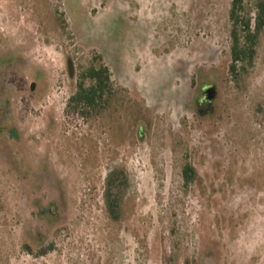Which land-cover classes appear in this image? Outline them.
Masks as SVG:
<instances>
[{
	"label": "rangeland",
	"instance_id": "rangeland-1",
	"mask_svg": "<svg viewBox=\"0 0 264 264\" xmlns=\"http://www.w3.org/2000/svg\"><path fill=\"white\" fill-rule=\"evenodd\" d=\"M230 3L0 0V264H264L245 246L264 234V34L235 84ZM95 55L116 93L83 121L65 106Z\"/></svg>",
	"mask_w": 264,
	"mask_h": 264
},
{
	"label": "trees",
	"instance_id": "trees-1",
	"mask_svg": "<svg viewBox=\"0 0 264 264\" xmlns=\"http://www.w3.org/2000/svg\"><path fill=\"white\" fill-rule=\"evenodd\" d=\"M229 54L228 73L235 84H239L253 67L261 36L264 34V0H256L253 13L245 6L244 0H231L228 11ZM96 65H90L78 74L75 91L68 98L65 112L74 113L86 121L100 115L107 109L116 91L111 83V74L99 55ZM184 186L196 179V171L189 163L181 169ZM129 188V178L123 167H114L106 174L102 187V202L107 218L118 222L122 217V204ZM51 247L39 250L43 255Z\"/></svg>",
	"mask_w": 264,
	"mask_h": 264
},
{
	"label": "clouds",
	"instance_id": "clouds-1",
	"mask_svg": "<svg viewBox=\"0 0 264 264\" xmlns=\"http://www.w3.org/2000/svg\"><path fill=\"white\" fill-rule=\"evenodd\" d=\"M260 244H264V234L257 232L251 240L245 245L249 251L254 250Z\"/></svg>",
	"mask_w": 264,
	"mask_h": 264
},
{
	"label": "water",
	"instance_id": "water-1",
	"mask_svg": "<svg viewBox=\"0 0 264 264\" xmlns=\"http://www.w3.org/2000/svg\"><path fill=\"white\" fill-rule=\"evenodd\" d=\"M68 65H69V64H68ZM69 73H70V75H71V70H70V68H69ZM30 89H31V90L34 89V84H31ZM212 90H213L212 87H209V86L205 88L206 100H207V101H211L212 98H213V95H211Z\"/></svg>",
	"mask_w": 264,
	"mask_h": 264
}]
</instances>
